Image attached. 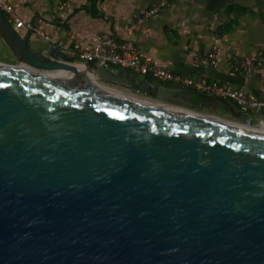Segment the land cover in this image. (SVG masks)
Returning <instances> with one entry per match:
<instances>
[{"label": "water", "instance_id": "95a60500", "mask_svg": "<svg viewBox=\"0 0 264 264\" xmlns=\"http://www.w3.org/2000/svg\"><path fill=\"white\" fill-rule=\"evenodd\" d=\"M0 39V264H264V118L41 52L1 9Z\"/></svg>", "mask_w": 264, "mask_h": 264}, {"label": "crops", "instance_id": "0c3cea01", "mask_svg": "<svg viewBox=\"0 0 264 264\" xmlns=\"http://www.w3.org/2000/svg\"><path fill=\"white\" fill-rule=\"evenodd\" d=\"M7 1L25 20L42 26L51 37V42L47 43L30 32L17 30L21 36L27 37L31 47L41 52L51 46H56L61 51L68 50L72 46L71 34L89 38L99 33H110L120 41L132 43L141 56L151 58L158 66L167 67L179 74L205 75L211 83H225L233 88H243L251 98L264 101V66L250 75L233 72L228 66L233 57L247 58L256 52H261L264 57V18L261 17V14L264 17V0H171L163 13L147 20L142 30L133 35L128 34L130 23L143 15L157 0L96 2L95 8L103 14L102 19L93 18L82 9L91 5L88 0ZM230 5L245 11L236 18L228 32L219 34L220 28L228 26L230 20L234 19L225 13ZM252 8L256 10L251 11ZM214 44L219 47L218 67L207 68L198 64L197 58L206 54ZM90 45L87 41L82 44L83 48ZM0 63L17 65L14 56L1 39ZM121 86L136 93L125 85ZM166 86L180 89L174 85ZM181 98L199 106L196 111L207 110L209 115L226 113L241 120L246 117L236 107L234 109L238 117L219 104L204 105V101L198 97L173 95L174 100ZM251 118L252 121L261 119L257 115Z\"/></svg>", "mask_w": 264, "mask_h": 264}, {"label": "built area", "instance_id": "2783aa9c", "mask_svg": "<svg viewBox=\"0 0 264 264\" xmlns=\"http://www.w3.org/2000/svg\"><path fill=\"white\" fill-rule=\"evenodd\" d=\"M170 2L171 0H157L143 15L130 23L128 34L133 35L140 32L146 21L163 13ZM0 9L14 29L25 30L44 42H51V37L45 33L42 26L25 20L7 0H0ZM70 39L72 46L62 52L72 62L84 63L85 68H90L91 64L97 69L115 65L166 85H174L206 96L225 99L246 115L247 125L251 123L253 115L264 118V101L251 98L245 89L233 88L225 83H211L205 75L179 74L167 67L158 66L151 58L141 56L132 43L120 41L110 33H99L89 38L71 34ZM84 41L89 42L90 47L83 48ZM196 62L203 67L217 68L220 62L219 47L216 44L212 45L206 54L197 58ZM228 66L233 72L250 75L264 66V57L261 52H256L247 58L233 57L228 62Z\"/></svg>", "mask_w": 264, "mask_h": 264}, {"label": "rangeland", "instance_id": "374dc122", "mask_svg": "<svg viewBox=\"0 0 264 264\" xmlns=\"http://www.w3.org/2000/svg\"><path fill=\"white\" fill-rule=\"evenodd\" d=\"M256 1V0H255ZM258 1V0H257ZM248 3V2H247ZM255 5H257V3H255ZM256 8V7H255ZM255 8H252L251 9V11H254V10H256ZM260 13H262V11H260V10H258ZM244 12H236V13H233V14H231V16H232V18H234L233 20H230V22H229V24H228V26L229 27H231V25L232 24H234L235 22H236V18H239L242 14H243ZM261 17L262 18H264L263 17V14H261ZM16 66V65H15ZM99 83H102V84H106V85H110V86H114V87H117V88H119V89H122V90H125V88L123 87V86H121V85H114V84H112V83H109V82H99ZM125 91H127V92H130V93H132V91H128V90H125ZM132 94H136V93H132ZM137 95H142V94H137ZM142 96H144V95H142ZM199 112H202V113H206V114H208V111L206 110V111H199ZM214 116H216V117H220V118H223V119H227V120H230V121H234V122H237V123H241V124H245V125H247V123H246V121L245 120H241V119H237V118H235V117H232V116H230L229 114H226V113H222V114H220V115H214ZM258 116V115H257ZM260 118H262L261 116H260ZM252 119V118H251ZM252 122V121H251Z\"/></svg>", "mask_w": 264, "mask_h": 264}, {"label": "trees", "instance_id": "16d2710c", "mask_svg": "<svg viewBox=\"0 0 264 264\" xmlns=\"http://www.w3.org/2000/svg\"><path fill=\"white\" fill-rule=\"evenodd\" d=\"M91 5L89 7H85V8H82L84 11L90 13V15L93 17V18H104L103 14H101L98 10H96L95 8V3L96 2H99V1H103V0H88ZM245 10L243 8H240L238 6H235V5H230L227 7V9L225 10V13L229 16L233 13H236V12H244ZM229 26H223L222 28H220V31H219V34H221V32H228L229 31ZM235 107V106H234Z\"/></svg>", "mask_w": 264, "mask_h": 264}]
</instances>
